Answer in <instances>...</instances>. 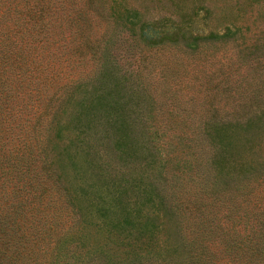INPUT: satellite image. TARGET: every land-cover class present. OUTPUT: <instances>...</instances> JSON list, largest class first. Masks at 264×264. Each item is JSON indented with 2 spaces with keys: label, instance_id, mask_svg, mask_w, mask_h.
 Wrapping results in <instances>:
<instances>
[{
  "label": "trees",
  "instance_id": "16d2710c",
  "mask_svg": "<svg viewBox=\"0 0 264 264\" xmlns=\"http://www.w3.org/2000/svg\"><path fill=\"white\" fill-rule=\"evenodd\" d=\"M174 1L0 0V264H264V0Z\"/></svg>",
  "mask_w": 264,
  "mask_h": 264
},
{
  "label": "rangeland",
  "instance_id": "374dc122",
  "mask_svg": "<svg viewBox=\"0 0 264 264\" xmlns=\"http://www.w3.org/2000/svg\"><path fill=\"white\" fill-rule=\"evenodd\" d=\"M212 1V0H210ZM215 1V0H214ZM239 1V6L240 9L242 10V15L244 19H247L248 22V29H249V34H256L258 35L259 38L263 37L262 34V30L261 29V25H260V18H255L257 22H252L251 18L254 16V11L253 13H249L247 11V8L244 6L243 2L241 0H237ZM137 4H138V9H140L141 11L145 10V12H147V14L149 15V17H157L159 19H162L163 22L165 23V25H168V23H170V19L173 20V18H171V16H169V12L172 9V6L170 5V0H136ZM174 3H176V5L181 6L182 8L180 9L181 12L178 13V15H183V13L187 12L188 14H191L190 16V21L187 25V27H189L190 25V29L195 32H201V34H203L205 28L207 29V27L209 28L208 25H214L215 21L214 18L215 17H222L224 13H226L227 8H224L223 11H219L220 7H216V9H213V11H211V14L205 13L204 10H202L206 4L208 5V2H204V4H202V0H181V1H174ZM230 3H234V0H231ZM193 11V12H192ZM187 15V14H186ZM256 15V14H255ZM214 17L212 19V17ZM170 17V19H168ZM184 19L187 18V16H182ZM176 19V18H175ZM175 21V20H174ZM166 27V26H165ZM186 27V28H187ZM261 30V31H260ZM255 35V36H256ZM258 38V39H259ZM263 39H259L260 43L262 42ZM228 53H225V57H232L228 63H231V67H232V75L234 77H236V74L238 73L239 75L242 74V71L240 70L241 68H238L239 66H242L241 63H239V59H238V50L237 48H228L227 49ZM218 53V52H217ZM216 55V54H215ZM224 60V59H223ZM210 62V61H209ZM161 65V64H159ZM211 68L215 67V65L210 66ZM243 67L245 68V72H247V68L243 65ZM246 78H249V74L245 73ZM164 123V120L161 122Z\"/></svg>",
  "mask_w": 264,
  "mask_h": 264
}]
</instances>
